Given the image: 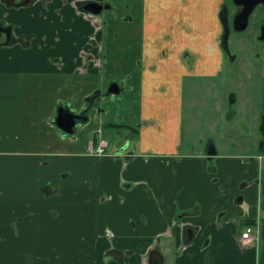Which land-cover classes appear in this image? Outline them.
Here are the masks:
<instances>
[{
    "label": "crops",
    "instance_id": "0c3cea01",
    "mask_svg": "<svg viewBox=\"0 0 264 264\" xmlns=\"http://www.w3.org/2000/svg\"><path fill=\"white\" fill-rule=\"evenodd\" d=\"M224 2L0 0V264H143L153 246L163 264H264V91L183 142L185 81L222 67ZM59 106L84 117L72 134Z\"/></svg>",
    "mask_w": 264,
    "mask_h": 264
},
{
    "label": "flooded vegetation",
    "instance_id": "af4514ba",
    "mask_svg": "<svg viewBox=\"0 0 264 264\" xmlns=\"http://www.w3.org/2000/svg\"><path fill=\"white\" fill-rule=\"evenodd\" d=\"M238 1L239 3L237 4H235L233 0H229V2L225 1L222 3L219 10L221 22L219 43L222 50V67L220 72L223 71L228 75L230 65L234 68L231 73H244L249 77H259L261 79V92H263L264 0ZM86 3L83 4V7ZM100 4L108 7L107 3L100 2ZM4 29L8 30L9 33L10 29L0 24V32ZM8 35L10 36V34ZM9 36L7 37V41L9 40ZM231 76H233V74H231ZM235 100L236 97L234 94L230 93L228 101H226V111L228 113L234 111L235 108L233 105ZM260 126L264 128L262 120L260 121ZM128 185L131 186V184ZM48 193L47 195L52 194L49 190ZM102 254H132V252L127 249L116 250L113 246L109 245ZM144 254L145 256L142 257L143 264H151L154 260H157V264H163V258L157 246H153V248ZM122 260L123 259L119 260V264H122Z\"/></svg>",
    "mask_w": 264,
    "mask_h": 264
},
{
    "label": "rangeland",
    "instance_id": "374dc122",
    "mask_svg": "<svg viewBox=\"0 0 264 264\" xmlns=\"http://www.w3.org/2000/svg\"><path fill=\"white\" fill-rule=\"evenodd\" d=\"M225 1L229 2V0ZM232 70H234V68L229 65L228 75L221 71L215 78L185 81L183 95V108L185 112L183 142L186 143L189 139H197V137H201L200 134L204 136L206 134H211L213 137L220 136V128H218V126L222 122H225V117L222 114L224 110H226V101H228L230 93H233L236 97L237 101L234 108L237 109L239 113L247 114L251 111L258 112V108L250 104L249 96L252 92H261V79L255 76L249 77L244 73H231ZM231 74H233V76H231ZM220 99L221 110L218 101ZM205 112H208V114H205ZM262 114L263 112L261 111L258 118L259 121L262 119ZM190 120L194 122L192 127H190ZM215 120H220L221 123L217 124ZM197 122H202V125H198ZM228 124L240 127L242 123H240V117H238L233 120L232 123ZM122 142L121 145L125 143L124 140ZM118 143L119 140L112 141V148L116 149ZM166 261L170 262V259L168 258Z\"/></svg>",
    "mask_w": 264,
    "mask_h": 264
},
{
    "label": "water",
    "instance_id": "95a60500",
    "mask_svg": "<svg viewBox=\"0 0 264 264\" xmlns=\"http://www.w3.org/2000/svg\"><path fill=\"white\" fill-rule=\"evenodd\" d=\"M258 1V0H257ZM235 4L239 3L238 0H233ZM106 8L102 4L94 1H90L84 5V10L87 12H91L94 14H98L102 11V9ZM222 21V20H221ZM5 34L8 37V30L4 29ZM120 91V88L117 83H112L109 85L107 89V94L115 95L118 94ZM84 117L81 114L74 113L71 110L65 109L63 106H59L57 109V114L54 119L55 125L64 133L72 134L74 132V129L78 125L77 122ZM215 149L213 145L210 146V148L207 150L208 155H214ZM192 231L190 229H187V236L188 239H191ZM151 264H157V260H154Z\"/></svg>",
    "mask_w": 264,
    "mask_h": 264
},
{
    "label": "built area",
    "instance_id": "2783aa9c",
    "mask_svg": "<svg viewBox=\"0 0 264 264\" xmlns=\"http://www.w3.org/2000/svg\"><path fill=\"white\" fill-rule=\"evenodd\" d=\"M89 151L95 154H102L104 151L103 141L101 140L95 148L89 147ZM241 238L245 241H249L252 239L250 228H246V230L242 232Z\"/></svg>",
    "mask_w": 264,
    "mask_h": 264
}]
</instances>
